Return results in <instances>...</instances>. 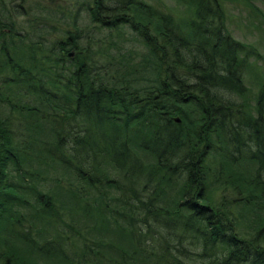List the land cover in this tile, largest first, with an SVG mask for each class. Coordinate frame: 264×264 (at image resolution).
I'll return each instance as SVG.
<instances>
[{"label": "trees", "instance_id": "16d2710c", "mask_svg": "<svg viewBox=\"0 0 264 264\" xmlns=\"http://www.w3.org/2000/svg\"><path fill=\"white\" fill-rule=\"evenodd\" d=\"M60 1L0 0V264H264L238 230L264 216V85L251 108L221 0ZM213 178L243 198L209 209Z\"/></svg>", "mask_w": 264, "mask_h": 264}, {"label": "rangeland", "instance_id": "374dc122", "mask_svg": "<svg viewBox=\"0 0 264 264\" xmlns=\"http://www.w3.org/2000/svg\"><path fill=\"white\" fill-rule=\"evenodd\" d=\"M16 3H28V0H15ZM55 1V0H53ZM58 1V0H57ZM149 3L152 4H158L161 5L162 8L164 4L166 6H172L170 3H172L170 0H146ZM62 4L65 5V7L73 8L77 7L76 3L72 2V0H61ZM224 13H225V25L226 29L229 32V34L236 39L239 42H242L246 44L249 48L254 50L259 57H250L248 59L249 65L246 70V78L245 83L247 86V89L250 91L251 94V102L250 105L251 108L255 107V97L258 95L262 87L264 85V0H221ZM169 9V8H165ZM171 9V8H170ZM52 25V24H51ZM253 117H257V114L255 112L253 113ZM240 168L233 169L231 167H224L226 170H231V175L236 176L234 180L245 189L247 188V185L245 183V180L248 179L252 180V175L256 176L255 168L249 164V163H241L239 166ZM224 181L216 180L215 178L211 179L207 184V194L211 195L209 197L208 206L211 210H217V208L213 207L214 205L211 204H220L221 206L229 207L236 203L240 198H243L244 191L242 188L236 193L232 190H226L224 188ZM182 189V188H181ZM180 189V190H181ZM72 194L77 193L76 190L70 191ZM162 198H164V202L161 204V206L164 208L165 206L171 205L172 197L168 193L160 194ZM251 196V195H250ZM252 211V209L246 210L241 209L239 212V218L240 226H239V232L242 233L243 228L247 229V227L244 226H253L255 229H258L259 226L264 228V216L260 219V223L257 225H254L252 221L246 222L248 219V212ZM94 225V223H92ZM89 227L90 224H89ZM88 232V231H87ZM87 232L85 233L87 235ZM102 236H106L108 239L106 240L108 243V246L113 247L114 244H118L121 240V244L126 245V239L119 236L117 243L113 241V231L111 230V227L108 228L105 227V230L101 232ZM254 235V234H253ZM111 238V240H110ZM102 244H106L104 241H99ZM89 242L88 244H90ZM116 245L115 247H117ZM122 247V246H121ZM126 250V246L124 247ZM117 252V251H116ZM111 253L113 255H116L114 253L113 249L111 250ZM126 253H129V251L126 250ZM22 260H24V257H20Z\"/></svg>", "mask_w": 264, "mask_h": 264}]
</instances>
